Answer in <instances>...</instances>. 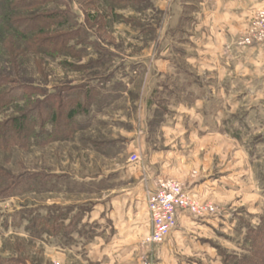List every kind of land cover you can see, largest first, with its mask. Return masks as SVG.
<instances>
[{
  "label": "rangeland",
  "instance_id": "rangeland-1",
  "mask_svg": "<svg viewBox=\"0 0 264 264\" xmlns=\"http://www.w3.org/2000/svg\"><path fill=\"white\" fill-rule=\"evenodd\" d=\"M92 1L54 0L42 7L63 12V25L50 31L78 32L73 44L79 54L28 53L20 80L34 90L0 114L3 122L66 89L63 94L81 95L92 88L96 95L89 106L79 105L86 112L76 115L80 128L68 140L0 150V170L8 175L0 184V264H235L245 255L249 229L264 216V89L256 79L237 94L227 89L226 129L249 163V173L231 184L248 194L208 200L217 213L206 218H219L221 227L211 237L192 236L206 240L201 244L210 245L211 255L178 244L177 229L160 244L148 243L151 179L141 152L127 151L126 141L155 131L173 97L167 84L179 80L172 66L194 69L188 55L208 48L193 38L202 34L195 29L202 0ZM168 64L169 71L158 72ZM132 154L139 163L130 161Z\"/></svg>",
  "mask_w": 264,
  "mask_h": 264
},
{
  "label": "crops",
  "instance_id": "crops-1",
  "mask_svg": "<svg viewBox=\"0 0 264 264\" xmlns=\"http://www.w3.org/2000/svg\"><path fill=\"white\" fill-rule=\"evenodd\" d=\"M200 5L197 17L201 21L196 22L195 29L202 34L193 38L208 44V48L188 55L194 69L186 67L183 71L172 66L178 69L171 72L177 73L179 80L167 84L174 88L173 97L162 122L155 131L143 129V135L128 139L126 150L141 152V165L147 181L151 179L148 189L153 190L151 182L156 178H172L185 184L192 195L220 203L230 197V192L248 194L241 185L236 188L231 184L249 173V163L244 147L226 129L227 89L237 94V89L248 87L254 79L257 87L264 89V50L237 44L245 36L251 18L264 6V0H202ZM162 66L159 73L169 71V64ZM145 221L150 224L146 215ZM219 222L217 217L197 221L181 213L173 234L185 249L211 255L210 245L201 244L206 240H194L192 235L199 232L211 237L220 229Z\"/></svg>",
  "mask_w": 264,
  "mask_h": 264
},
{
  "label": "trees",
  "instance_id": "trees-1",
  "mask_svg": "<svg viewBox=\"0 0 264 264\" xmlns=\"http://www.w3.org/2000/svg\"><path fill=\"white\" fill-rule=\"evenodd\" d=\"M53 1L0 0V114L11 110L14 103L26 99L34 90L20 80L27 73L23 67L28 53L52 57L79 54L73 44L78 32L50 31L52 26L64 22L63 12L42 9ZM92 3L97 5L96 0ZM114 3L119 5L117 1ZM5 63L7 68H4ZM73 89L76 88L68 90ZM66 90L59 95H45L30 110H19L15 116L0 122V150L26 148L39 140L45 144L68 140L74 130L80 128L76 115L86 112V107L79 105L89 106L96 95L92 88L81 95L63 94ZM7 178L0 170V184ZM247 243L245 255H237L235 264H264V216L258 227L249 229ZM12 262L21 264L17 260Z\"/></svg>",
  "mask_w": 264,
  "mask_h": 264
},
{
  "label": "built area",
  "instance_id": "built-area-1",
  "mask_svg": "<svg viewBox=\"0 0 264 264\" xmlns=\"http://www.w3.org/2000/svg\"><path fill=\"white\" fill-rule=\"evenodd\" d=\"M241 47H257L264 50V6L251 18ZM132 163H139L138 155L132 154ZM147 209L152 231L147 239L150 244H160L177 229L179 215L185 213L196 218H206L217 213L210 201H202L192 195L185 184L174 179H158L147 197Z\"/></svg>",
  "mask_w": 264,
  "mask_h": 264
}]
</instances>
